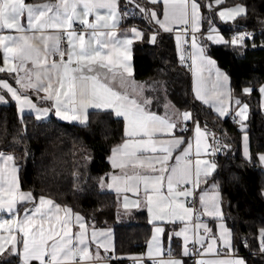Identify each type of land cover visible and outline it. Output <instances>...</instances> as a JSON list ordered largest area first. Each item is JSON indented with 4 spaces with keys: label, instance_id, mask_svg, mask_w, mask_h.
<instances>
[{
    "label": "snow or ice",
    "instance_id": "obj_1",
    "mask_svg": "<svg viewBox=\"0 0 264 264\" xmlns=\"http://www.w3.org/2000/svg\"><path fill=\"white\" fill-rule=\"evenodd\" d=\"M249 11L242 0H0V105L10 98L17 108L22 135L13 136L14 142L26 138V110L38 127H55V117L87 128L90 108L122 119L125 139L107 157L115 171L98 177L97 186L124 194L125 210L141 203L147 208L152 236L146 251L131 258L133 264H248L222 209L216 157L232 146L225 133L218 137L206 120L202 125L200 114L207 106L217 118L231 116L239 124L245 161L255 159L264 169V151L255 157L250 151L249 104L234 95L230 76L209 52L215 45L243 56L249 47H264V20L259 34L235 24L226 33L215 23L247 19ZM174 31L180 33L179 62L192 73L190 98H181L180 107L168 98L165 81H138L129 63L135 42L156 44L161 33ZM256 90L264 108V84ZM241 91L250 96L254 88L244 85ZM161 106L163 114L156 110ZM76 151L69 185L82 193L87 181ZM78 151L79 159H91L86 149ZM18 173L16 157L0 150V264H111L118 258L111 228L90 225L79 211L55 200L56 193L23 189ZM209 180V188H200ZM260 192L264 196V186ZM168 224L176 227L166 233ZM254 240L255 250L247 238L240 242L252 255L264 254V227Z\"/></svg>",
    "mask_w": 264,
    "mask_h": 264
},
{
    "label": "trees",
    "instance_id": "obj_2",
    "mask_svg": "<svg viewBox=\"0 0 264 264\" xmlns=\"http://www.w3.org/2000/svg\"><path fill=\"white\" fill-rule=\"evenodd\" d=\"M40 3L48 0H25ZM241 0H228V3H239ZM250 6L247 19L238 18L233 22L237 26L261 28L260 20H264V0H242ZM254 9V10H252ZM145 27L139 20L132 21ZM217 27L226 33L232 24H224L216 20ZM147 32V28L145 27ZM162 37V38H161ZM260 41L257 40L259 45ZM211 56L219 67L231 77L234 95L247 101L250 115L247 132L250 139V150L255 157L257 151H264V111L256 90L264 83V47L248 48L243 56H239L232 48L211 46ZM134 78L138 81L163 80L169 89L168 98L177 107L178 101L190 97L187 93L191 88V72L180 64L174 36L161 33L156 44L140 41L134 45L133 56ZM253 86V93L248 96L241 91L242 86ZM200 114L203 125L205 120L209 128L221 129L226 134V142L231 143V151L227 157L217 160L221 179V191L226 223L233 230L234 242L239 252L247 259L248 264H264V254L246 249L240 241L247 238L255 250L254 236L257 230L264 227V196L260 189L264 186V170L245 161L242 155V142L239 124L232 118L220 119L207 106ZM163 114V107L156 109ZM17 108L14 103L0 106V150L8 151L16 157L19 165L21 187L32 189L34 194L56 193L53 197L58 202L67 204L74 211H79L88 218L90 225L96 228L112 227L115 230V253L120 259L112 264H126L130 256L144 252L151 236V225L147 221L145 211L126 213L121 209L117 196L107 189H100L97 178L112 172L108 155L110 149L124 139L122 119L110 116L108 111L92 110L89 113V127H79L57 121L52 117L55 127L40 126L33 116L24 115L27 125L26 138L20 143L21 124L18 120ZM103 121V123H101ZM57 128L59 130H57ZM103 132V135L101 134ZM30 155L24 156V148ZM86 149L91 159H79ZM79 160L80 172L87 183L82 185L85 191L74 192L69 176L74 163L73 151ZM230 176L236 179L230 180ZM211 180L207 185H210Z\"/></svg>",
    "mask_w": 264,
    "mask_h": 264
},
{
    "label": "crops",
    "instance_id": "obj_3",
    "mask_svg": "<svg viewBox=\"0 0 264 264\" xmlns=\"http://www.w3.org/2000/svg\"><path fill=\"white\" fill-rule=\"evenodd\" d=\"M26 3H29V2H27V1H25ZM45 2H48V1H45ZM30 3H32V2H30ZM40 3H44V2H40ZM90 19H91V17H90ZM22 22H26V21H24V20H22ZM138 25V24H137ZM138 26H140V25H138ZM140 27H142V26H140ZM5 33H7V32H9L10 30H7V29H5V30H3ZM145 32H146V30H145ZM173 36H174V39H175V36L176 35H179L180 33H177V34H173V33H171ZM138 42H140V41H138ZM135 43H137V42H135ZM135 43L133 44V46H132V51H131V56H132V59H131V61L129 62L130 64H131V66H132V69H133V56H134V45H135ZM175 44H176V41H175ZM183 47H185V48H187V45H184ZM176 50H177V47H176ZM177 53H178V55H179V52L177 51ZM190 62V61H189ZM0 65H2V52H0ZM217 66L219 67V65H218V63H217ZM220 68V67H219ZM221 69V68H220ZM223 70V69H222ZM224 71V70H223ZM191 72V71H190ZM225 72V71H224ZM227 73V72H226ZM228 74V73H227ZM229 75V74H228ZM0 76H3V74L2 73H0ZM133 78H134V69H133ZM135 79V78H134ZM143 82V81H142ZM191 82H192V73H191ZM230 83H231V77H230ZM264 84V83H263ZM258 89V88H257ZM258 94H259V92H258ZM249 96V95H248ZM259 98H260V95H259ZM33 99L35 100V102H37V103H42L41 101H39V100H37L35 97H33ZM245 102H247V101H245ZM11 103H14V102H12L11 100H10V98H9V104H11ZM248 103V102H247ZM8 104V105H9ZM15 104V103H14ZM260 105H261V98H260ZM0 106H5V105H0ZM92 110H95V109H88V113H90V111H92ZM262 110L264 111V108H262ZM214 112V111H213ZM161 114V113H160ZM214 114H216L215 112H214ZM24 115H31V116H33L34 117V114H31V113H29L27 110L25 111V113H24ZM249 115H250V107H249V110H248V119H249ZM55 118V117H54ZM228 118H232L231 116H229V117H225V118H222L223 120H225V119H228ZM221 119V118H220ZM238 119V118H237ZM248 121V120H247ZM247 121H245V122H247ZM249 142H250V139H249ZM122 143V142H121ZM251 151V150H250ZM6 152H8V151H6ZM242 155H243V147H242ZM264 170V169H263ZM112 171H115V170H113L112 169ZM19 174V173H18ZM209 186L210 185H207V184H201L200 185V188H209ZM107 191H109V192H111V193H113V194H115L116 196H117V194L114 192V191H112V190H109V189H107ZM123 195L124 194H121L119 197L117 196V198L119 199V203H120V206H121V209L122 210H124L126 213H132V212H135V211H140V210H143V211H145L146 212V216H147V221H148V223H149V220H150V216H149V213H148V211H147V208L146 207H144L143 206V203H141V206L139 207V208H129L128 210H125L123 207H122V204H123ZM127 195H128V197H129V199L130 200H135L137 197L133 194V193H127ZM143 199V194L141 193V200ZM206 219V221H209L210 222V218H205ZM157 223H159V222H157ZM150 225H151V236H152V229H153V224L152 223H149ZM210 226H211V223H210ZM227 226H228V224H227ZM174 227H176V225H171V224H168V225H166L165 226V232L167 233L168 231H169V229H172V228H174ZM229 227V226H228ZM104 228H111L112 229V241H113V244H114V247H115V230H114V228H112V227H104ZM230 228V227H229ZM97 229H102V228H97ZM74 231H75V229H74ZM151 236H150V238H151ZM150 238H149V240H150ZM17 239L18 240H20V237L18 236L17 237ZM148 240V241H149ZM235 243V242H234ZM147 247V246H146ZM173 247L175 248L176 247V242H175V240L173 241ZM146 251V248H145V250H144V252ZM101 253L103 254V250H101ZM116 254V253H115ZM239 254L240 255H242L240 252H239ZM118 258L117 259H114V260H112L111 261V264L113 263V261H116V260H118V259H120V257L118 256V255H116ZM135 256H139V255H134V256H130L129 257V260H132L131 258L132 257H135ZM242 256H244V255H242ZM245 257V256H244ZM35 263H37V262H34V264ZM188 264H191V261H189L188 262Z\"/></svg>",
    "mask_w": 264,
    "mask_h": 264
},
{
    "label": "built area",
    "instance_id": "obj_4",
    "mask_svg": "<svg viewBox=\"0 0 264 264\" xmlns=\"http://www.w3.org/2000/svg\"><path fill=\"white\" fill-rule=\"evenodd\" d=\"M248 30H251V31H255L257 34H259V32H260V30H261V28H248ZM177 33H179V31H174L173 32V34H177ZM258 40V39H257ZM63 48H65L66 49V44H63L62 43V45H61ZM211 131H213V132H215L216 134H217V136L219 137L220 135H221V133H222V131H221V129H213V128H209ZM210 140H211V138H210ZM226 151V150H225ZM225 157H227V154H224V152H222V153H220V154H218L217 155V157H216V161L217 160H219V159H222V158H225ZM205 219V218H204ZM206 220V219H205ZM35 264H37V263H35ZM126 264H133V261L132 260H128L127 261V263Z\"/></svg>",
    "mask_w": 264,
    "mask_h": 264
},
{
    "label": "rangeland",
    "instance_id": "obj_5",
    "mask_svg": "<svg viewBox=\"0 0 264 264\" xmlns=\"http://www.w3.org/2000/svg\"><path fill=\"white\" fill-rule=\"evenodd\" d=\"M224 23V22H223ZM233 22H228V23H224V24H232Z\"/></svg>",
    "mask_w": 264,
    "mask_h": 264
}]
</instances>
